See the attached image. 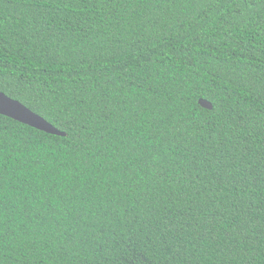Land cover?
<instances>
[{"label": "trees", "instance_id": "16d2710c", "mask_svg": "<svg viewBox=\"0 0 264 264\" xmlns=\"http://www.w3.org/2000/svg\"><path fill=\"white\" fill-rule=\"evenodd\" d=\"M0 91V264H264V0H0Z\"/></svg>", "mask_w": 264, "mask_h": 264}, {"label": "water", "instance_id": "95a60500", "mask_svg": "<svg viewBox=\"0 0 264 264\" xmlns=\"http://www.w3.org/2000/svg\"><path fill=\"white\" fill-rule=\"evenodd\" d=\"M199 103L204 108H213V104L206 99L201 98ZM0 114L49 134L60 136L67 135L66 132L59 130L43 116L34 112L21 101L10 97L3 91H0Z\"/></svg>", "mask_w": 264, "mask_h": 264}]
</instances>
